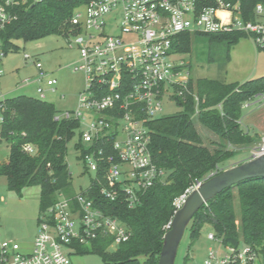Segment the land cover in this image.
<instances>
[{
	"label": "built area",
	"instance_id": "1",
	"mask_svg": "<svg viewBox=\"0 0 264 264\" xmlns=\"http://www.w3.org/2000/svg\"><path fill=\"white\" fill-rule=\"evenodd\" d=\"M39 1L0 0V32L17 19L18 8ZM253 12L254 20H246L238 3L222 0L207 7H200L198 0H89L76 7L64 37L69 47L77 49L72 68L83 72L84 86L76 108L60 111L54 119L78 123L82 144L78 157L84 172L93 175L85 189L71 196L59 192L54 203L39 212L30 250L21 251L16 241L0 237V264H71L69 254L77 245L106 237L112 239V247L127 241L131 232L125 223L90 197L92 181L99 185L100 196L130 208L139 205L154 185L167 182L166 170L150 152L148 123L163 115L164 101L172 102L173 87L188 80L184 62L172 60L174 40L182 33L240 31L256 49L264 48V5L257 3ZM5 55L0 37V78ZM30 58L24 54V59ZM33 63L36 74L22 83H34L38 98L45 100L56 92L57 79L38 59ZM3 96L0 90V123ZM262 140L252 156L264 153V136ZM24 150L35 153L30 145ZM197 184L173 201L174 212ZM206 237L215 248L209 247L200 262L190 264H264L257 247L225 244L214 231Z\"/></svg>",
	"mask_w": 264,
	"mask_h": 264
},
{
	"label": "trees",
	"instance_id": "2",
	"mask_svg": "<svg viewBox=\"0 0 264 264\" xmlns=\"http://www.w3.org/2000/svg\"><path fill=\"white\" fill-rule=\"evenodd\" d=\"M88 1L41 0L18 8L17 19L0 32L4 51L16 50L15 40L27 42L50 34L65 36L74 9ZM216 1L198 0V4L207 7ZM222 1L238 3L239 13L246 20H254L257 3L264 5V0ZM195 34L226 41L228 46L247 36L240 31ZM172 49L189 52L190 33L179 34ZM261 95L264 76L242 83L188 77L185 85H175L170 97L179 111L148 123L150 152L154 162L166 170L167 182L154 185L139 205L130 208L100 196L99 185L92 181L90 197L106 213L118 216L131 235L112 250V239L106 237L77 245L76 252L98 254L103 264H157L166 225L174 214L173 201L197 182L229 168L224 163L236 154L229 146L248 147L256 142L258 135L245 131L240 119L243 104L257 101ZM3 107L0 142L8 143V154L0 163V174L5 177L8 190L20 195L25 187L39 186V212L53 204L59 192L73 195L66 155L67 144L73 138L75 149H82L78 123L55 120L58 111L52 103L26 95L5 98ZM195 121L218 138L213 147L203 144ZM25 145L32 146L35 153H27ZM96 177L104 182L101 173ZM237 203L239 214L235 210ZM206 224L223 237L225 244L257 247L264 258V178L243 181L217 194L194 214L186 229L194 239Z\"/></svg>",
	"mask_w": 264,
	"mask_h": 264
},
{
	"label": "rangeland",
	"instance_id": "3",
	"mask_svg": "<svg viewBox=\"0 0 264 264\" xmlns=\"http://www.w3.org/2000/svg\"><path fill=\"white\" fill-rule=\"evenodd\" d=\"M106 32L111 33L112 30L108 28ZM13 43L17 49L6 52L1 62L3 75L0 78V90L4 94L3 97L26 95L38 98L34 84L22 83L23 79L32 78L36 74L33 60L38 59L43 69L52 71V76L57 79L56 92L48 93L45 100L52 103L58 112L75 109L79 92L84 86L83 72L74 71L72 68V63L78 55L76 47H69L65 37L58 34L46 35L27 42L15 40ZM24 54L31 58L24 59ZM171 54L174 62L182 60L185 65H188L185 68L189 73L188 77L193 80L218 79L225 83H242L264 76V51L257 50L247 36L241 37L237 43L228 46L226 41L212 40L205 35L190 33V51L180 53L172 49ZM177 111L179 108L174 102L164 101L163 115ZM240 125L251 134H257L258 131V138L248 147L229 146V149L236 150V154L227 160L224 166L230 167L247 161L263 145L264 98H258L257 101L243 108ZM195 127L204 145L211 148L213 143L218 141V138L204 129L199 122L195 121ZM75 142L76 138H73L67 144L66 155L71 174L70 192L72 194L85 189L93 175L84 172L78 151L74 147ZM7 153L8 143L0 142V163L5 160ZM39 196L40 188L36 185L23 188L20 195L8 190L6 179L0 174V237L16 241L22 251L30 250L33 243L39 215ZM235 210L239 214L238 203L235 205ZM209 231L213 232L212 228L206 224L201 227L198 236L192 239L190 230L186 229L174 264L200 262L209 247L215 248V243L206 237ZM113 248L109 246V250ZM64 250L68 252L67 248ZM186 256H188L187 259ZM69 258L71 264H103L100 256L95 253L79 254L71 251Z\"/></svg>",
	"mask_w": 264,
	"mask_h": 264
},
{
	"label": "water",
	"instance_id": "4",
	"mask_svg": "<svg viewBox=\"0 0 264 264\" xmlns=\"http://www.w3.org/2000/svg\"><path fill=\"white\" fill-rule=\"evenodd\" d=\"M264 178V153L253 155L247 161L236 164L217 174H211L186 195L175 210L169 227L163 235L157 264H174L180 241L194 214L209 200L225 189L243 181Z\"/></svg>",
	"mask_w": 264,
	"mask_h": 264
},
{
	"label": "crops",
	"instance_id": "5",
	"mask_svg": "<svg viewBox=\"0 0 264 264\" xmlns=\"http://www.w3.org/2000/svg\"><path fill=\"white\" fill-rule=\"evenodd\" d=\"M51 73H52V71H50ZM34 84V83H33ZM35 86V85H34ZM247 132H249V131H247ZM256 132V131H255ZM250 133V132H249ZM259 132L257 131V134H258ZM251 134V133H250ZM8 154V153H7ZM251 155V154H250ZM2 163V162H1ZM233 166V165H232ZM231 167V166H230ZM36 226H37V223H36ZM37 228V227H36ZM36 231H37V229H36ZM35 234H36V232H35ZM35 236V235H34ZM31 246H32V244H31ZM20 249H21V247H20ZM22 251V250H21Z\"/></svg>",
	"mask_w": 264,
	"mask_h": 264
}]
</instances>
